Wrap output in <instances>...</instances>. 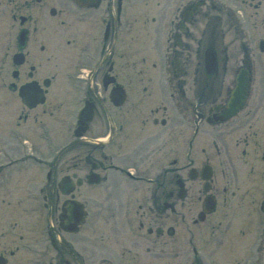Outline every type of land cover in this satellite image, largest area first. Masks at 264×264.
I'll return each mask as SVG.
<instances>
[{
  "label": "flooded vegetation",
  "instance_id": "obj_1",
  "mask_svg": "<svg viewBox=\"0 0 264 264\" xmlns=\"http://www.w3.org/2000/svg\"><path fill=\"white\" fill-rule=\"evenodd\" d=\"M146 4L0 0V264H145L152 235L174 242L163 264H264V194L230 153L252 151L264 98L223 118L239 70L264 93V0Z\"/></svg>",
  "mask_w": 264,
  "mask_h": 264
},
{
  "label": "rangeland",
  "instance_id": "obj_2",
  "mask_svg": "<svg viewBox=\"0 0 264 264\" xmlns=\"http://www.w3.org/2000/svg\"><path fill=\"white\" fill-rule=\"evenodd\" d=\"M162 2V1H167V0H145V2H147L148 4H146L147 7H153L154 6V3L155 2ZM141 14L138 16V20L136 21V24H135V28L136 30H138L141 26V23L143 21V17L144 15L142 14V12H140ZM146 17L149 16V13L145 15ZM143 37L145 38L146 35L143 34ZM150 51L152 52V55H147L149 54L147 52V54H145L146 52H143V53H137L138 56H131L130 57V65H143V66H147V67H150V65H152L154 62H155V57L154 55H156V52L155 51H152L150 49ZM141 60V61H140ZM256 60L259 61V65H264V57H262L261 59V62H263V64L260 62V58H256ZM145 61V63L143 62ZM135 75V74H133ZM256 89V87L254 88ZM259 118L261 120L264 121V104L262 105V107L260 108L259 112ZM257 114V115H258ZM262 131V129H261ZM262 136V134H261ZM262 146V140L260 141V148ZM238 160V159H237ZM247 161V164H242V165H246L247 167H255V162L258 164V161L259 159L258 158H254L253 160L250 159V157H248L246 159ZM254 163H252V162ZM241 163L242 161L239 163V162H236L237 166L238 167H241ZM257 166V165H256ZM239 170H237L238 172ZM257 171V168L253 171V172H256ZM243 174H241L239 177H241ZM220 176V175H219ZM243 177V176H242ZM264 177V176H263ZM249 178H253V177H249ZM251 183V179H247V180H243V178L241 179V190L245 189V187H247V184H250ZM233 190V186H230L229 188V192ZM23 193V192H21ZM92 192L90 191H87V192H83V194H86L88 197H90L89 195H91ZM95 192L92 193V195H94ZM251 194H257V193H260L259 190L257 191L256 189L253 190V191H250ZM243 200V197L241 199V201ZM38 204H41V202H39ZM33 207H36L37 205L34 203L32 204ZM257 205V201L255 200V197L254 196H251L250 197V208L252 209L254 206ZM243 209V208H242ZM253 213H251V217H254V215L257 217L258 214L254 213V210L252 211ZM242 213V214H241ZM42 216L43 214L42 213H39V215L35 214V213H31L29 211H24L23 209H18L17 212L14 211V216H13V219L15 221L18 222V225L19 227H22V226H27L28 224H31L32 227H35L36 225H42L43 222H42ZM2 225H4L3 227H5V225H7L6 223V220H9L8 218L11 217L10 215L8 214H5L4 212H2ZM241 220V225L243 226L244 225V222H245V216H244V211H241L240 212V216L237 217V220ZM173 218H170L167 222V226L168 225H172L174 224L173 223ZM256 223L257 224H260V222L258 223V219L256 218L255 219ZM25 229V228H24ZM163 229H165V227H163ZM20 232H24V230L20 231ZM19 232V233H20ZM130 232H127V229L124 233H122L119 237L115 236L114 234L113 237H112V240L113 241H124V242H131L134 238L132 235H128ZM13 233H10V232H2L1 234V238H0V242H3V243H10L12 241H14V235H12ZM179 236H176V240H175V243L177 242H184L185 241V233L183 232L181 234V237H180V234L178 233ZM146 241H150V242H153V241H156L158 244L159 242L161 243L160 244V247L157 246V245H148L146 244V246H149L151 248L150 250V254H147L145 255L146 257V263L145 264H163L165 262V260H168L170 261L171 263L173 262L172 260V256H170V252H171V248L173 247L172 246V243L173 240L171 239V237L167 236V235H163L160 239L159 238H155L153 235L149 238H146ZM243 241V239H242ZM251 240H250V237L247 236L246 239L242 242L241 244V252L243 254H246V251H249V248L251 246ZM243 243H246L248 246H245ZM155 246V247H154ZM249 247V248H248ZM244 257V255H242ZM184 257V256H183ZM245 259V257H244Z\"/></svg>",
  "mask_w": 264,
  "mask_h": 264
},
{
  "label": "water",
  "instance_id": "obj_3",
  "mask_svg": "<svg viewBox=\"0 0 264 264\" xmlns=\"http://www.w3.org/2000/svg\"><path fill=\"white\" fill-rule=\"evenodd\" d=\"M245 91V89H243V87H238L237 89H236V92H235V96H234V99H233V105H234V103L235 104H240V102H241V99H243V92ZM232 106V105H231Z\"/></svg>",
  "mask_w": 264,
  "mask_h": 264
}]
</instances>
